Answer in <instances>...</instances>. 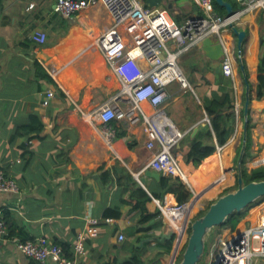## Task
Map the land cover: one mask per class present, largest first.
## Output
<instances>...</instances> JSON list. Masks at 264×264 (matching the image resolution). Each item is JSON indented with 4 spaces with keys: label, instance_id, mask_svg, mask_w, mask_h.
I'll list each match as a JSON object with an SVG mask.
<instances>
[{
    "label": "crops",
    "instance_id": "0c3cea01",
    "mask_svg": "<svg viewBox=\"0 0 264 264\" xmlns=\"http://www.w3.org/2000/svg\"><path fill=\"white\" fill-rule=\"evenodd\" d=\"M141 1L165 11L181 25L197 15V0ZM227 1L240 7L237 0ZM56 2L0 0V165L20 188L16 193L0 191V212L12 234L0 237V264H61L53 259L35 260L18 248V239L38 237L60 244L65 255L78 264H122L136 255L140 258L136 264H176L189 238V214L180 227L159 216L140 223L141 213L134 203L143 201V191L150 197L146 201L150 211L160 208V202H181L177 190L182 180L164 174L159 179L147 176L153 151L147 147L150 136L144 122L114 120L116 136L110 140L98 115L99 106L121 88L97 44L98 37L112 26V14L101 2L63 16L55 11ZM214 7L227 14L225 7L215 2ZM237 26L246 31L242 54L231 27L223 29L219 40L228 47L233 76L223 69L226 54L214 59L201 42L179 58L193 90L178 82L168 86L171 98L166 113L185 132L175 151L192 182V187L182 182L183 196L196 205L199 199L198 203L209 206L237 187L246 102L242 63L251 84V126L244 166L249 170L264 166V90L259 96L264 10L246 12ZM36 31L47 34L45 43L33 39ZM129 46L139 54L133 44ZM36 61L57 85L44 78ZM50 89L55 97L47 96ZM224 95L232 104L225 112L235 113L236 124L230 128L223 150L196 167L186 161L185 152L199 126L207 123L204 101L210 103ZM144 108L153 111L148 102ZM41 124V132H30ZM163 176L170 183L163 184ZM129 195L132 198L126 202ZM260 217L264 219V201L250 209L249 224ZM175 231L178 235L165 250L163 235H175ZM235 232L225 226L216 236ZM120 234L125 235L124 240ZM160 250H164L162 254Z\"/></svg>",
    "mask_w": 264,
    "mask_h": 264
},
{
    "label": "built area",
    "instance_id": "2783aa9c",
    "mask_svg": "<svg viewBox=\"0 0 264 264\" xmlns=\"http://www.w3.org/2000/svg\"><path fill=\"white\" fill-rule=\"evenodd\" d=\"M237 1L240 7L228 16L216 10L214 0H197L199 14L182 25L172 20L165 11L147 7L141 0H57L55 5V11L63 16L77 14L101 2L106 5L114 22L98 37L97 44L117 75L121 88L98 108L102 130L111 140L116 136L112 124L114 120L129 124L144 122L150 136L147 147L153 151L148 166L164 175L178 177L190 187L192 182L175 151L185 132L176 126L165 110L171 98L168 86L178 82L182 87L193 90L179 64L180 56L209 37L222 40L223 29L237 24L246 12L255 8L264 10V0ZM46 38L47 34L43 31L33 34V39L40 44L45 43ZM130 43L139 54L130 49ZM222 45L226 54L224 72L233 76L228 47ZM47 96L55 97V91L48 90ZM145 102L151 104L152 112L144 108ZM205 121H210L208 114ZM223 148L224 145H218L217 151L221 152ZM19 190L15 179L7 176L0 165V191L16 193ZM198 202L199 199L195 211H192L195 209L192 200L160 202L159 217L173 227H180L189 214L187 218L191 220V226L197 215L207 208ZM91 220L98 224L97 219ZM106 220L110 222L112 219ZM177 235L178 231H175V237ZM9 236L8 224L0 212V237ZM124 239L125 235L120 234V240ZM17 245L21 252L38 261L53 259L61 264H78L76 259L65 255L60 244L48 242L43 237L27 241L18 239ZM78 247L79 244L76 245V252ZM209 254L210 264H264V219H255L240 231L221 236L216 243H211Z\"/></svg>",
    "mask_w": 264,
    "mask_h": 264
},
{
    "label": "water",
    "instance_id": "95a60500",
    "mask_svg": "<svg viewBox=\"0 0 264 264\" xmlns=\"http://www.w3.org/2000/svg\"><path fill=\"white\" fill-rule=\"evenodd\" d=\"M219 5L227 10V15H231L237 8L227 0H215ZM197 14L199 13L198 5L195 8ZM231 28L238 37V49L240 54L243 50V42L246 38V31L240 30L236 24H232ZM214 43V47L212 46ZM210 55L214 59H219L225 52L222 43L209 37L203 41ZM244 76L246 79V102L244 108V139L242 147L237 159V187L223 193L215 201H213L200 216H197L191 223L190 235L187 244L181 254L180 259L176 264H200L206 251L209 250L210 240L213 232L220 227H223L229 216L236 212H241L254 204L259 199L264 198V179L254 180L249 183L245 181L244 159L248 144V128H249V109L251 102V84L246 74V67L244 63L241 64ZM162 173L155 170H148L147 176H153L157 179L161 177ZM141 182L146 183V178L142 177ZM164 237L171 238L173 234H165ZM212 241V240H211ZM208 244V249H207Z\"/></svg>",
    "mask_w": 264,
    "mask_h": 264
},
{
    "label": "trees",
    "instance_id": "16d2710c",
    "mask_svg": "<svg viewBox=\"0 0 264 264\" xmlns=\"http://www.w3.org/2000/svg\"><path fill=\"white\" fill-rule=\"evenodd\" d=\"M215 4H218L215 1ZM35 66L38 71L44 72L42 65L40 62L36 61ZM260 72H262L259 76L260 80V91H259V96L263 95V90H264V61L260 64L259 67ZM44 75L48 81L57 83L54 81V79L49 75L44 72ZM64 78V77H63ZM61 96L63 95L62 92H59ZM204 107L210 116V122H207L204 125H200L198 131L196 132V135H194V138L192 139L191 143H189V150L185 152V157L186 161L193 162V164L198 167L202 163H204L206 160H209L213 156L217 154L218 150V145H224L228 139H229V134H230V128L236 124V115L235 113H226L225 110L230 109L232 107V104L229 100V97L224 95L221 99L219 100H212L210 103L207 101H204ZM251 123V120H250ZM249 123V128H248V135H249V129L251 124ZM43 129V125L41 124L40 126H34L30 129V132H41ZM247 150V149H246ZM247 154V151H246ZM246 161V155L245 159L243 161L245 165ZM243 175L245 178V181L247 183L254 181V180H262L264 179V166L263 167H258L254 169H247L244 167L243 170ZM163 184H168L170 183L171 179L167 176H163L161 179ZM180 188L177 190L178 193V198L181 200V202H184L187 200L184 199L185 196L183 194L185 193V186L184 184L180 181L179 183ZM139 188H135V191L138 190ZM134 191V192H135ZM143 191V190H142ZM146 192L143 191L144 199L143 201L140 200V202H135V210L137 212L140 211L141 216L138 218V221L140 223H144L147 221H150L151 219H154L155 217H158L160 214V208L157 207L155 211H150L148 207L146 206V201L150 199L149 195L145 194ZM132 198L131 195H129V198L126 199V202L129 201ZM264 201V198L259 199L256 201L254 204L246 208L245 210L241 212H236L235 214L229 216V218L226 220L224 226H230L232 227L233 231H239L244 227L245 225L249 224L250 220V209L259 204L260 202ZM204 212V211H201ZM199 213L198 216H200L203 213ZM10 235L11 232H10ZM175 238V235H173L171 238H164L163 242L161 244L165 246V250H169L172 242ZM23 240L27 241L28 239L24 238ZM164 250H160V253L162 254ZM209 253V250L206 251V255ZM69 258H72L70 256ZM139 257L136 255V257H132L126 262L122 264H136V262H139Z\"/></svg>",
    "mask_w": 264,
    "mask_h": 264
},
{
    "label": "rangeland",
    "instance_id": "374dc122",
    "mask_svg": "<svg viewBox=\"0 0 264 264\" xmlns=\"http://www.w3.org/2000/svg\"><path fill=\"white\" fill-rule=\"evenodd\" d=\"M201 213H204V212H201ZM261 218V217H260ZM224 225H223V227H220V229L219 228H217L214 232H213V236H212V241L210 240V245H209V249H210V246H211V243H212V245L214 244V243H216L217 242V240H218V238L220 237V236H216L217 235V233L218 232H221L223 229H224ZM219 229V230H218ZM191 231V230H190ZM189 236V235H188ZM207 249H208V244H207ZM183 252V251H182ZM181 257V256H180ZM180 259V258H179ZM210 260H211V258H210V254L209 253H207V255L206 256H204V258L202 259V261H201V263L200 264H210ZM178 262V261H177Z\"/></svg>",
    "mask_w": 264,
    "mask_h": 264
},
{
    "label": "bare ground",
    "instance_id": "6f19581e",
    "mask_svg": "<svg viewBox=\"0 0 264 264\" xmlns=\"http://www.w3.org/2000/svg\"><path fill=\"white\" fill-rule=\"evenodd\" d=\"M192 203H193V205H194V207H195V206H196V204H195V202H194L193 200H192ZM196 208H197V207H195V209H194V210H196Z\"/></svg>",
    "mask_w": 264,
    "mask_h": 264
},
{
    "label": "clouds",
    "instance_id": "9594fccd",
    "mask_svg": "<svg viewBox=\"0 0 264 264\" xmlns=\"http://www.w3.org/2000/svg\"><path fill=\"white\" fill-rule=\"evenodd\" d=\"M214 2H215V0H214ZM198 14H199V13H198ZM236 25H237V24H236ZM207 207H208V206H207ZM197 216H198V215H197ZM190 227H191V226H190ZM240 230H241V229H240ZM240 230H239V231H240ZM237 232H238V231H237Z\"/></svg>",
    "mask_w": 264,
    "mask_h": 264
}]
</instances>
